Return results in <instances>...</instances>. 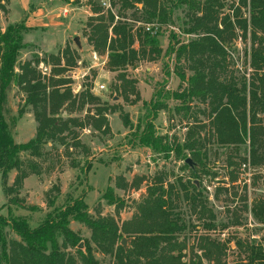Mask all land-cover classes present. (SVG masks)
I'll return each mask as SVG.
<instances>
[{
    "label": "rangeland",
    "instance_id": "rangeland-1",
    "mask_svg": "<svg viewBox=\"0 0 264 264\" xmlns=\"http://www.w3.org/2000/svg\"><path fill=\"white\" fill-rule=\"evenodd\" d=\"M160 3L171 12L166 25H160L156 20L144 23L147 22L146 17L140 14H136L139 16L137 21L132 16L136 13L134 9L120 12L125 18H118L119 5L104 9L101 0H0L1 32L4 33L9 26L23 28L16 72L20 73L18 67L24 62L38 60L39 63L32 67L46 85L49 79L65 82V86L58 89L69 88L73 95L89 88L98 98L95 105H85L79 111L61 108L57 117L63 120L73 118L86 124L98 107L104 110L108 127L105 133L91 127H72L74 134L67 136V147L61 146L57 139L53 142L47 140L42 147L43 155L35 161L21 154L23 166L36 164L40 175L36 176L38 179L30 177L24 181L19 192L23 205H10V214L0 174V213L24 218L31 227H36L54 209H63L82 197L92 219H113L121 230L126 224L132 228L138 207L143 204L149 190L163 187L168 217L184 226L172 236L173 241L184 246L183 263L189 264L191 258L201 255L199 244L202 238L208 237L222 246V264H246L250 248L264 251V123L263 130L257 132L259 141L255 158H261L258 161L250 157L248 142L240 146L218 143L214 127L210 124V112L218 106L217 101L201 102L189 97L163 100L166 94H180L188 89V83L181 80L179 73L186 78L191 77L190 67L195 66V62L185 56L177 60L174 54H166V49L171 44L177 48L176 41L187 44L197 39L196 35L186 31L195 22L193 17H201V14L178 4V0H160ZM209 3L211 17L216 13L220 18L227 16L234 24L232 13L238 6L242 19L249 20L248 0L245 6L242 0H210ZM93 5L100 7L101 11H94ZM107 12L115 16V22L122 21L132 27L133 33L149 26L156 31L152 36L159 35L161 55L155 61L146 56L124 71L126 79L135 82L136 98L129 93H121L120 72L108 68L107 53L96 52L87 42L90 19L106 18ZM27 19L33 26H26ZM173 36L175 39L171 38ZM75 37L80 47L74 43ZM224 39L225 56L204 57L203 67L214 72L216 82H231L239 87L242 82H248L251 72V35L249 30L243 37L238 29L232 32L226 28ZM135 47L138 48L137 45ZM94 54L96 58H93ZM55 57L60 59L58 66L53 59ZM100 86H104V90H100ZM25 98L17 85H11L5 119L13 139L20 132L16 130L24 118L35 121V109L25 104ZM153 98L166 108L153 113L149 105ZM20 110L23 111L21 117L18 116ZM147 124L152 125L154 136L161 138L169 150L159 152L140 145L138 137ZM25 125V132L32 130L31 121ZM63 135H57V138ZM27 136L28 133L24 138ZM193 142L198 160L193 159L185 148ZM74 143H79V146L68 149ZM185 158L194 163L192 168L185 164ZM11 173L17 174L11 171L9 175ZM106 173L109 174L108 182ZM54 185L59 188V194L53 191ZM107 188L112 190L113 198L108 197L110 200L103 198ZM191 196L197 202L196 208L188 201ZM53 198L54 204L49 205L48 201ZM199 201L205 204L204 214ZM255 205L258 215L253 212ZM208 211L213 219L208 216ZM209 223L210 228L206 227ZM69 228L82 241L76 248L62 249L65 264H84L77 252V249L84 248V241L89 243L98 264H118L116 255L117 248L122 247L121 241L125 240L126 249L131 244L132 236L122 233V238L113 247L95 245L85 225L71 219ZM8 239L19 241L10 231ZM58 242L62 244V237ZM130 264L142 262L132 260Z\"/></svg>",
    "mask_w": 264,
    "mask_h": 264
},
{
    "label": "trees",
    "instance_id": "trees-1",
    "mask_svg": "<svg viewBox=\"0 0 264 264\" xmlns=\"http://www.w3.org/2000/svg\"><path fill=\"white\" fill-rule=\"evenodd\" d=\"M209 1L204 0L200 3L197 0H178V4L186 5L201 14V17H193L195 22L186 31L187 34H194L198 38L187 44H180L176 41L177 48L172 44L169 45L166 54H174L177 60L185 56L187 60L195 62V66L190 67L193 72L191 77L186 78L184 74L179 73L181 80L188 83L187 91L180 94H166L163 100L170 98L183 100L189 97L199 99L201 102L217 101L218 106L210 112V124L214 127L213 132L217 135L218 143L240 146L248 142L250 157L259 161L261 158H255V154L259 141L257 132L263 130L264 123V0H248L249 20L242 19L239 13L240 7H235L232 13L234 24L227 16L220 18L216 13L211 17ZM246 2L247 0H242L244 6ZM110 4L113 7L119 5V12L116 16L122 19L125 17L120 12L129 9H134L136 12L132 15L135 20L139 21V16L136 14H140L146 17L147 22L144 21V23L148 24L156 20L158 24L166 25L171 18V12L162 7L160 0H110ZM138 5H141V8ZM93 9L101 11L100 7L94 5ZM206 19H209V22ZM114 20L115 16L110 12H107L106 18L90 19L87 25L89 28L87 42L96 52L108 54V68L120 72L118 81L121 82L119 89L121 93L125 95L129 93L136 98L138 94L134 86L135 82L127 80L124 71L146 56L150 61H155L161 55L159 35L152 36L143 28L133 33V28H130L127 23ZM226 28H230L232 32L238 29L243 37L249 30L251 35L249 52L251 72L248 82H242L239 87L231 82H216L214 72L203 67L204 57L223 58L225 56L223 44ZM22 29L20 26H9L4 33L0 29V174L6 204H8L7 210L10 214V205H23L19 198V190L25 178L30 175H40L36 164L23 166L21 154H26L27 158L34 161L37 160L43 155L42 147L47 140L53 142L57 139L61 146L67 147L65 143L67 136L74 134L72 127L80 129L91 127L103 133L108 128L103 115L104 110L98 107L94 109V117L86 124L73 118L63 120L57 117L61 108L79 111L85 105H95L98 98L90 92L89 88L78 95H73L69 88L63 91L58 89L59 86H65V82L59 83L49 79L46 85L42 82L40 74L32 67L33 64L39 63L38 60L24 62L18 67L20 73L16 72L18 56L22 48ZM171 38L175 39L174 36ZM53 59L58 66L60 59L58 57ZM60 71L57 70V72ZM13 84L17 85L26 95L25 104L35 109L34 117L38 124L34 138L22 144L15 143L5 119L8 91ZM149 105L153 113L166 108V105L155 101L154 98ZM22 115L23 111L20 110L18 116ZM65 133L67 135H63ZM57 135H63V137L57 138ZM138 141L141 146L155 151L169 150L161 138L154 136L151 124L146 125ZM194 143L185 148L191 152L193 159L198 160L199 155L193 149ZM78 146L79 143H74L69 145L68 149ZM86 154H88L87 151ZM11 171H16L17 174L13 183L9 185L8 175ZM52 189L56 194L60 193L56 185ZM112 195L111 188H107L103 198L108 199ZM165 197L166 191L163 187H152L143 204L138 207L132 228H128L126 224L121 230L118 229L113 219H92L82 197L63 209H54L53 213L47 214L43 222L36 227H31L24 218H15L9 214L4 216L0 213V264H65L62 249L76 248L82 241L69 228L71 219L85 225L90 230V238L95 245L113 247L122 238V233L132 236L128 249L117 248L118 264H130L132 260H138L142 264H186L182 262L184 246L172 239V236L184 229V226L168 217ZM188 201L194 208L197 207L194 197L191 196ZM48 204L53 205L54 198L49 200ZM198 205L201 213L204 214L205 204L199 201ZM256 210L258 207L255 205L253 212L258 215ZM208 216L213 219L209 211ZM210 226V223L206 225L208 228ZM8 231L16 235L19 241L9 240ZM59 237L63 239L61 245L58 242ZM221 247L218 243L210 241L208 237L202 238L199 244V250L202 253L200 256L191 258L189 264H222ZM77 252L84 264H98L87 241H84V248L77 249ZM246 262V264H264V251L250 248Z\"/></svg>",
    "mask_w": 264,
    "mask_h": 264
},
{
    "label": "crops",
    "instance_id": "crops-1",
    "mask_svg": "<svg viewBox=\"0 0 264 264\" xmlns=\"http://www.w3.org/2000/svg\"><path fill=\"white\" fill-rule=\"evenodd\" d=\"M26 26H28V24H29V27L30 26H33L32 24L33 23H31V21L29 20V19H27L26 21ZM27 121H31L32 122V130L31 131H29V132H25V128H26V125L25 124H27ZM29 127H30V125H29ZM36 129H37V127H36V123H35V121H34V119H26V118H24L20 123H19V125H18V127H17V130L16 131H20V132H18L17 134H16V136L14 137V141H15V143H17V144H22V143H26V142H28L29 140H31L32 138H34V136H35V134H36ZM28 133V136L26 137V138H24V136L26 135ZM20 141H23L22 143H20ZM64 175V174H63ZM30 177H35V178H37L35 175H30V176H28L27 178H30ZM14 178H15V173H11L10 175H9V177H8V182H9V184H12L13 183V181H14ZM27 178H25V180L27 179ZM106 178H107V182H108V178H109V174L108 173H106ZM38 179V178H37ZM24 180V181H25ZM24 181H23V183H24ZM106 187H107V185H106ZM22 188H23V185H22ZM21 191V189L19 190V192ZM61 191H62V187H61ZM63 192V191H62ZM62 194V193H61ZM102 194V193H101ZM20 198V197H19ZM100 198V197H99Z\"/></svg>",
    "mask_w": 264,
    "mask_h": 264
},
{
    "label": "built area",
    "instance_id": "built-area-1",
    "mask_svg": "<svg viewBox=\"0 0 264 264\" xmlns=\"http://www.w3.org/2000/svg\"><path fill=\"white\" fill-rule=\"evenodd\" d=\"M101 7H103L104 9H110L111 8L110 0H101ZM145 31L150 32V34H155L156 32L153 29H150L149 26L145 28ZM93 58H96V54L93 55ZM99 88L100 90H104V86H100Z\"/></svg>",
    "mask_w": 264,
    "mask_h": 264
},
{
    "label": "water",
    "instance_id": "water-1",
    "mask_svg": "<svg viewBox=\"0 0 264 264\" xmlns=\"http://www.w3.org/2000/svg\"><path fill=\"white\" fill-rule=\"evenodd\" d=\"M74 43L78 46V47H80V43H79V40H78V38L77 37H75L74 38ZM185 164H187L189 167H193L194 166V163L191 161V159H186L185 160ZM121 246L124 248V249H126V242H125V240H122L121 241ZM82 247V244H80L79 245V248H81Z\"/></svg>",
    "mask_w": 264,
    "mask_h": 264
}]
</instances>
